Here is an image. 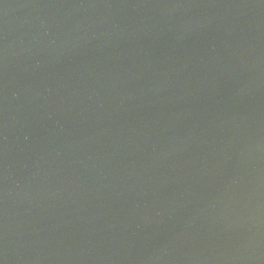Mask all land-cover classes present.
<instances>
[{
	"label": "water",
	"instance_id": "water-1",
	"mask_svg": "<svg viewBox=\"0 0 264 264\" xmlns=\"http://www.w3.org/2000/svg\"><path fill=\"white\" fill-rule=\"evenodd\" d=\"M0 264H264V0H0Z\"/></svg>",
	"mask_w": 264,
	"mask_h": 264
}]
</instances>
